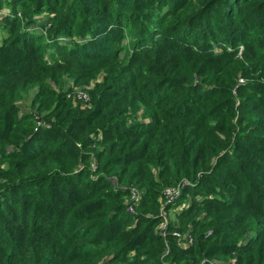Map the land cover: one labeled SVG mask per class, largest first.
<instances>
[{
    "label": "trees",
    "instance_id": "obj_1",
    "mask_svg": "<svg viewBox=\"0 0 264 264\" xmlns=\"http://www.w3.org/2000/svg\"><path fill=\"white\" fill-rule=\"evenodd\" d=\"M3 1L0 264H264V0Z\"/></svg>",
    "mask_w": 264,
    "mask_h": 264
},
{
    "label": "rangeland",
    "instance_id": "obj_2",
    "mask_svg": "<svg viewBox=\"0 0 264 264\" xmlns=\"http://www.w3.org/2000/svg\"><path fill=\"white\" fill-rule=\"evenodd\" d=\"M7 2H8V0H4V1H3V5H7ZM7 6H8V5H7ZM3 7H6V6H3ZM1 16H5V10H4L3 8L0 9V17H1ZM39 20H44V17H40ZM40 23H41V22L38 21V24H36V26H30L29 29H34V28H35V29H38V27L40 26V25H39ZM80 80L83 81L84 78L82 77ZM100 80H101V75H98V76L94 77V78L91 80V82H90V83H87V84H80L79 82H74V83H73L70 79H67V80L64 82L63 90H66V91L69 93V97H70L71 99H73L75 102L78 101V102L81 103V105L86 106V105H85L86 103L84 102V100H82L81 98H79L78 93H79V92H85L86 94H88L87 91H88L89 89H91L92 86H93L96 82H98V81H100ZM238 81H239V83H243V82H244V80L241 79V78H240ZM33 95H34V90L30 91L29 93H27V94H25V95L23 96L22 100L20 101V109H22V112H25V111H32V110H33V109L30 108V102H31V100H32ZM35 118H36V124H39V125L41 126L43 123L41 122L42 120L40 119V117L36 116ZM46 124H48V123H46ZM78 145H79V144H78ZM90 165H91V166H90L91 171L94 172V171L96 170V168H97L95 162H92ZM112 182H113V181H112ZM113 183H114V182H113ZM114 184H115V183H114ZM172 202H175V199H174ZM170 210H173V208H171ZM163 224H165L164 221L159 222V224H158L157 227H156L157 231L160 232V230H161V231L164 230L165 225L163 226ZM162 226H163V227H162ZM182 238H183L182 240H185L186 238H188V235L184 234ZM179 242H182V241L179 240ZM187 242H188V241H186V243H187ZM167 251H168V250H167ZM167 251H166V253H167ZM212 262H213V264H216V260H214V261H212Z\"/></svg>",
    "mask_w": 264,
    "mask_h": 264
},
{
    "label": "built area",
    "instance_id": "obj_3",
    "mask_svg": "<svg viewBox=\"0 0 264 264\" xmlns=\"http://www.w3.org/2000/svg\"><path fill=\"white\" fill-rule=\"evenodd\" d=\"M68 96H69V93H68ZM78 96L79 98H81L82 100H84L85 103H87L89 101V95L86 94L85 92H79L78 93ZM180 187L181 185L178 184L177 186L175 187H167L164 189L163 193H164V196H165V200H164V205L163 207L161 208V210H164V207L170 203H172V201L174 199H176L179 194H180ZM139 198H140V193L138 190H135V189H132L130 191V195H129V199H128V203H127V206H126V210L130 213H135V203H137L139 201ZM164 223L163 226L165 225L166 226V223H167V218L166 216L164 217ZM162 226V227H163ZM165 229V227H164ZM181 241V239H179ZM188 243L191 242V237L188 238L187 240ZM179 244H182V242H179Z\"/></svg>",
    "mask_w": 264,
    "mask_h": 264
}]
</instances>
